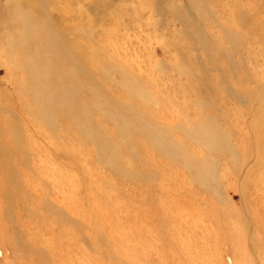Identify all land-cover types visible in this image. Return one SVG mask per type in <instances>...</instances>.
Wrapping results in <instances>:
<instances>
[{
  "label": "rangeland",
  "instance_id": "1",
  "mask_svg": "<svg viewBox=\"0 0 264 264\" xmlns=\"http://www.w3.org/2000/svg\"><path fill=\"white\" fill-rule=\"evenodd\" d=\"M0 264H264V0H0Z\"/></svg>",
  "mask_w": 264,
  "mask_h": 264
}]
</instances>
